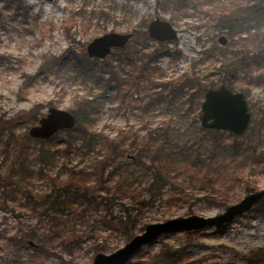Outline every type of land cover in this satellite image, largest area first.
I'll return each mask as SVG.
<instances>
[{
	"label": "rangeland",
	"instance_id": "obj_1",
	"mask_svg": "<svg viewBox=\"0 0 264 264\" xmlns=\"http://www.w3.org/2000/svg\"><path fill=\"white\" fill-rule=\"evenodd\" d=\"M21 2L27 8L28 21L23 20L22 16L17 17L15 4L13 5L8 0H0V12H2L0 23V55L2 56L0 57V123L8 119L15 118L17 120L14 125V136L10 139L11 144L5 147L8 134L0 140V177L9 173L24 144L25 147H29L31 154L36 155L41 144L37 141L26 143V135H30L31 128L39 125V121H33L31 115L38 116L40 120L48 114L51 107L70 110L76 93L79 95L89 94L90 96L105 93L102 97L104 104L95 124V128L104 134L115 137L123 131L131 135L128 131L132 126V131L138 133L139 141H141L149 128H154L162 122L163 127L168 126L169 133L174 135L171 141L177 143L179 148H172L173 151L168 152L171 153V156L166 157L171 161V169L178 174L180 181L188 177L187 169L192 163L191 154L198 155L201 159H208L212 155L217 157L216 161H220V151L213 150L212 142L209 137H204L200 128L202 127L201 106L204 96L199 101L192 103L188 98L189 91L181 90V92L173 93L171 89L166 88L165 97L153 101L146 109L126 107L120 111L116 109L121 104L117 91L115 89L106 90L104 82H96L91 76L78 74L73 64L64 65L58 69V72H40V66L46 59L60 56L67 49L77 52L85 51L88 55L89 43L109 32H133L134 35L130 41H137L138 52L134 56L139 64L144 55L143 52L152 50L160 41L151 38L149 33L147 39L138 38L135 31L145 30L148 32L149 23L156 17H160L162 20L169 21L177 29L178 38L165 41L171 54L161 53L155 64L158 67L156 75L163 76L164 79H172L183 73H195L203 81L212 80L215 83L213 88H217L222 84L225 76L224 73H221L222 70L220 71L224 68L222 67L224 58L219 51V47L225 46L219 43L218 38L225 35L230 42V36L226 32L200 23L193 11H190L192 14L187 16L183 12L175 14L171 7H161L159 0H21ZM230 4V0H223L225 10ZM204 6L207 9L211 8L209 5ZM241 14L243 15V13ZM66 28H69L68 31ZM257 32L258 30L254 33ZM213 47L217 49L213 51ZM113 50L120 51V48L112 49L105 58L110 57L111 61L119 66L121 60L118 54L113 53ZM207 50L212 54L208 55ZM124 62L131 68V65H128L130 62L128 57L124 58ZM261 71L264 72V68L257 70L256 73ZM236 77L231 89L246 95L252 114L249 134L245 138H240L239 141L245 142L244 140L247 139L255 145L263 144L264 129L260 126L257 103L264 101V85L250 84L244 74ZM143 92L140 94L142 99L144 98ZM164 130L161 129L159 133L162 134ZM226 132L225 140L229 143L232 136L228 133L231 132ZM66 137V132H61L60 138L52 142L51 145L63 146ZM154 149L155 147H152L146 151L145 160L152 158ZM227 156L229 155L227 154ZM104 157V153H99L98 149L85 154L79 152L70 156L59 155L50 169L56 172L61 170L65 164L67 166L77 164L79 167H87L93 171L96 158L104 159ZM136 161V153L126 149L114 156L109 170L111 171L118 164H127L129 168L133 169ZM33 164L37 170L38 162L34 161ZM233 164L234 162L231 163L232 166ZM252 178L256 191L264 188V175L259 173ZM140 181L142 186H145L147 176H141ZM185 185L188 186L187 191L196 194V198L170 202L168 193L156 198L153 204L144 210V214L135 228V233H142L149 223L162 222L171 218L193 214L203 217L215 216L251 193L248 192L246 183L234 187L230 191L231 197L225 207L221 204L209 203L205 199L208 194L205 189L194 188L193 190L188 182H185ZM30 186L38 192L47 189L44 181L38 177L33 180ZM145 194L148 193L145 192ZM89 210L91 214H96V212H102L103 208L91 207ZM51 223V219L40 217L29 208L23 207L17 211L0 208V263L66 264L60 260L57 253L62 254V258L66 260L74 259L77 264L93 262L92 245L95 241L93 237L86 238L81 247H73V255L60 244L58 234L45 236L47 239L44 244L48 249L47 253L34 251L43 242L42 238H45L42 237L43 234L53 233L50 231ZM34 228H37V231L33 237L25 235L21 239H17L14 245H8L2 239L4 234L12 235ZM215 228L205 227L203 235L195 239L196 242L192 245L191 253L194 262L241 264L244 254L264 245V218L262 217L255 216L236 223L225 232H217ZM177 232L179 233L175 236H166L164 241L177 245L180 241L186 240L184 231ZM95 235L99 241H103L107 237L113 251L127 242L120 234H112L109 231H97ZM29 241L35 242L38 246L29 245ZM161 242L159 240L156 247Z\"/></svg>",
	"mask_w": 264,
	"mask_h": 264
},
{
	"label": "trees",
	"instance_id": "obj_2",
	"mask_svg": "<svg viewBox=\"0 0 264 264\" xmlns=\"http://www.w3.org/2000/svg\"><path fill=\"white\" fill-rule=\"evenodd\" d=\"M8 2L15 4L17 17L22 16L23 20L28 21L27 8L22 5L21 0H8ZM230 2L228 9L225 10L223 0H159L161 7H171L175 14L183 12L187 16L193 11L200 23L224 31L230 36L229 44L219 47L224 58L222 67L225 68L220 69L221 73L225 74L222 84H227L231 88L236 76L244 74L250 84L264 85V72L256 73L257 70L264 68V0H230ZM204 5H209L211 8L207 9ZM68 29L66 28L67 31ZM257 30L258 32L254 33ZM135 32L138 38H148V32L145 30ZM215 49L217 48H212L213 51ZM136 52H138L137 41H130L120 48V51L113 50L121 60L120 65L117 66L110 57L101 60L89 57L85 51L67 49L60 56H53L42 62L40 72H58V69L64 65L73 64L78 74L91 76L96 82H104L106 90L115 89L121 99L120 106L116 108L120 111L126 107L146 109L153 101L165 97L166 88L171 89L173 93L181 90L189 91L188 98L194 103L205 95L208 88L215 86L212 80L203 81L195 73H183L172 79L157 76L158 67L155 64L161 53L171 54L165 42H160L152 50L144 51L139 64L134 56ZM206 53L208 54L209 50ZM125 57L130 59L128 65H131V68L125 64ZM142 91H144L143 99L140 98ZM103 95L105 93L95 96L75 94L70 109L76 117L74 128L61 130L48 139H37L29 134L26 135V143L37 141L41 145L36 155H33L29 147H25L24 144L9 173L0 177L1 209L17 211L24 207L40 217H48L52 222L50 231L53 233L43 234L42 237L58 234L60 244L72 255L73 247H81L86 238L93 237L95 241L92 250L95 256L99 252L113 251L107 237L103 241L97 239L95 235L97 231L120 234L129 241L136 235L135 228L144 210L151 206L156 198L162 197L165 193L169 194L170 202L196 198L194 192L187 191L188 186L185 182H188L193 190L205 189L208 192L205 199L209 203H217L225 207L231 197L230 191L234 187L246 183L248 192L256 191L252 177L259 173L264 175V143L255 145L247 139L244 140L245 142L239 141L240 138L248 136L250 126L240 136L228 133L232 136L229 143L225 140L226 131L200 127L204 137H209L212 142L213 150L220 151V161H216L217 157L212 155L208 159H201L198 155L191 154L192 163L187 169L188 177L180 181L178 174L171 169V161L166 157L171 156L168 152L173 151L172 148L179 147L177 143H172L171 138L174 135L169 133L168 126L163 127V122L154 128H149L141 141L138 133L132 131V126L128 131L131 135L121 131L115 137L95 128L97 117L104 104ZM257 107L260 126L264 129V101H259ZM31 119L35 122L39 121L36 115H31ZM15 123H17L15 118L0 123V140L8 134L5 147L12 142L10 139L14 136ZM161 129H165L162 134L159 133ZM63 131L67 134L64 138L65 144L61 147L51 145L60 138ZM152 147H155L152 158L145 160L146 151ZM94 149H98L99 153L103 152L105 157L96 158L93 171L87 167H79L77 164L70 166L65 164L56 172L50 169L59 155L70 156L79 152L85 154ZM126 149L136 153L135 168H129L127 164H118L110 171L109 167L112 166L111 161L114 156ZM34 161L39 164L37 170L34 168ZM232 162H234L233 166ZM143 175L147 176L145 186H142L140 181ZM36 177L44 181L46 190L38 192L30 186ZM145 192L148 194L146 195ZM91 207L103 208V210L91 214L89 210ZM255 216L264 218V198L250 212L215 229L217 232H225L234 224ZM36 231L37 228H34L12 235L4 234L2 239L8 245H14L17 239L25 235L33 237ZM204 231L205 228L191 232L184 231L186 240L180 241L177 245L164 241V238L175 236L179 232L163 235L143 247L128 264H202L201 261L194 262L191 253L195 239L201 237ZM46 239V237L42 238L43 242L34 251L47 253L48 249L44 244ZM159 240L162 242L156 247ZM56 255L66 264H77L74 259L66 260L62 258V254ZM242 259L241 264H264V245L244 254ZM217 264L235 263L218 262Z\"/></svg>",
	"mask_w": 264,
	"mask_h": 264
},
{
	"label": "water",
	"instance_id": "obj_3",
	"mask_svg": "<svg viewBox=\"0 0 264 264\" xmlns=\"http://www.w3.org/2000/svg\"><path fill=\"white\" fill-rule=\"evenodd\" d=\"M2 12H0V23ZM149 36L160 42L172 41L178 38L177 29L167 20L156 17L148 25ZM133 32H109L95 38L87 47L88 55L104 59L112 49L126 46L133 37ZM218 41L226 46L229 39L221 35ZM201 125L208 129L225 130L235 135L244 134L250 126L252 114L246 95L233 91L226 84L217 88H208L201 106ZM76 125L73 112L66 109L51 107L46 116L39 120V125L31 128L30 135L36 138L48 139L61 130H69ZM264 198V188L251 192L239 202L228 206L224 212L211 217L189 215L171 218L162 222L149 223L142 233L136 234L122 247L110 252H99L91 264H128L137 253L161 236L177 231H195L205 227L221 228L231 223L237 217L250 212ZM29 245H38L29 241Z\"/></svg>",
	"mask_w": 264,
	"mask_h": 264
}]
</instances>
